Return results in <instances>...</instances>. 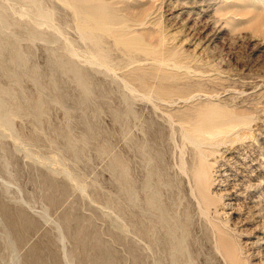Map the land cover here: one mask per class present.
<instances>
[{
	"label": "rangeland",
	"instance_id": "1",
	"mask_svg": "<svg viewBox=\"0 0 264 264\" xmlns=\"http://www.w3.org/2000/svg\"><path fill=\"white\" fill-rule=\"evenodd\" d=\"M262 6L0 0V264H264Z\"/></svg>",
	"mask_w": 264,
	"mask_h": 264
},
{
	"label": "bare ground",
	"instance_id": "2",
	"mask_svg": "<svg viewBox=\"0 0 264 264\" xmlns=\"http://www.w3.org/2000/svg\"><path fill=\"white\" fill-rule=\"evenodd\" d=\"M257 2V1H256ZM254 3V2H253ZM90 4H92V3H90ZM83 5V4H82ZM255 5V4H254ZM88 6V5H87ZM78 7V6H77ZM81 7V6H80ZM86 7V6H85ZM263 7V6H262ZM106 8V7H105ZM111 8V7H110ZM113 8V7H112ZM264 8V7H263ZM72 9V8H71ZM77 9V8H76ZM109 9V8H108ZM73 10V9H72ZM110 11V10H109ZM78 12V11H77ZM85 13V12H84ZM109 13V12H108ZM110 13H111V11H110ZM113 14H114V11L112 12ZM39 14V13H38ZM86 14H88V12L86 13ZM52 15V14H51ZM41 16V15H40ZM46 16H48L47 14H46ZM50 16V15H49ZM89 16H91V15H89ZM45 17V16H44ZM88 17V16H87ZM111 17V15L109 14V18ZM116 17V16H115ZM114 17V19H116ZM94 18V17H93ZM0 19H1V17H0ZM44 19H46V18H44ZM80 20H82L81 18H79ZM89 19V18H88ZM112 19V18H111ZM110 19V20H111ZM48 20V19H47ZM46 20V21H47ZM51 20V19H50ZM94 20V19H93ZM89 21V20H88ZM106 21H108V20H106ZM2 22V21H1ZM113 22H114V20H113ZM101 23V22H100ZM99 23V24H100ZM111 23V22H110ZM2 24H3V22H2ZM114 24V23H113ZM4 25V24H3ZM106 25V24H105ZM2 26V25H1ZM97 26V25H96ZM100 26V25H99ZM126 27H128L127 25H125ZM102 27V26H101ZM109 28V27H108ZM130 28V27H129ZM91 29V28H90ZM103 29V28H102ZM118 29V28H117ZM93 30V29H92ZM97 30V29H96ZM130 30V29H129ZM128 30V31H129ZM2 31H3V29H2ZM2 31H0V32H2ZM87 31V30H86ZM91 31V30H90ZM99 31V30H98ZM108 31V30H107ZM123 31V30H122ZM92 32V31H91ZM119 32V31H118ZM126 33H127V31H126ZM125 33V34H126ZM95 34V33H94ZM105 34V33H104ZM116 34V33H115ZM95 35H97V34H95ZM120 35V34H119ZM97 36H99V35H97ZM122 36H124V35H122ZM135 36V35H134ZM116 37V36H115ZM83 38V37H82ZM119 38V37H118ZM120 38H123V37H120ZM126 38H127V36H126ZM96 39V38H95ZM97 39H98V37H97ZM96 39V40H97ZM117 39V38H116ZM94 40V39H93ZM123 41H124V39H123ZM131 41V40H130ZM134 41V40H133ZM99 42V41H98ZM118 42H119V40H118ZM136 42V41H135ZM134 43V42H133ZM141 43H142V41H141ZM141 43H140V45H141ZM128 44V43H127ZM137 43H135V45H136ZM94 45L95 46H97V44H95V42H94ZM100 46H101V44H99ZM134 45V44H133ZM129 46V45H128ZM132 46V45H131ZM137 46V45H136ZM136 46H135V48H136ZM120 47H123V46H120ZM129 48V47H128ZM138 48V47H137ZM141 48H143V47H141ZM134 49V48H133ZM137 50H139V49H137ZM146 50H148V47L146 48ZM144 51V50H143ZM151 51V50H150ZM130 52V51H129ZM152 52V51H151ZM155 52V51H154ZM149 53V52H148ZM106 58H107V56H106ZM91 60H93V59H91ZM93 61H95V60H93ZM90 62V61H89ZM92 62V61H91ZM90 62V63H91ZM98 62V61H97ZM104 62V61H103ZM95 63V62H94ZM93 63V64H94ZM108 64V63H107ZM106 64V65H107ZM95 65V64H94ZM101 65V64H100ZM103 66V65H102ZM104 67V66H103ZM4 116V115H3ZM9 116V115H8ZM252 119V118H251ZM6 120V119H5ZM250 121V120H249ZM248 120H233V121H228V122H226V123H224V124H220V125H218L217 127H215V128H213L211 131H209V132H205L204 130H202L201 128L200 129H197V130H195V133H190V132H186V134H185V137L188 139V140H190L196 147H201L202 148V146L205 144V143H209V142H211V143H216V142H219V141H223L225 138H227L226 136L227 135H231V134H233V136H235L236 138L238 137V135L237 134H239L238 132H237V130L239 131L240 129H244V128H246L248 125H249V123L250 122H252V121H250L249 122ZM9 124V123H8ZM185 124V123H184ZM7 125V124H6ZM4 126V125H3ZM5 127V126H4ZM8 129V128H7ZM242 133V132H241ZM239 136H240V134H239ZM231 137H232V135H231ZM235 138V139H236ZM232 139V138H231ZM239 139V138H238ZM237 140V139H236ZM217 144V143H216ZM212 145V144H211ZM214 146V145H213ZM217 146V145H216ZM205 147V146H204ZM207 148V147H206ZM196 150H197V148H196ZM204 151V150H203ZM211 151H212V148H211ZM208 152V151H207ZM206 154V153H205ZM212 154V153H211ZM205 156V155H204ZM205 160H207V158L205 159ZM209 165H210V163H209ZM184 166V165H183ZM185 170V169H184ZM208 181V180H207ZM208 186V185H207ZM202 189V188H201ZM199 191V190H198ZM203 197V196H202ZM208 206V205H207ZM68 262H70V261H68Z\"/></svg>",
	"mask_w": 264,
	"mask_h": 264
}]
</instances>
